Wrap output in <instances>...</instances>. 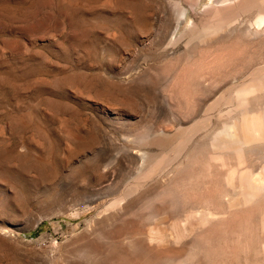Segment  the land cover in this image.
<instances>
[{
	"label": "rangeland",
	"instance_id": "obj_1",
	"mask_svg": "<svg viewBox=\"0 0 264 264\" xmlns=\"http://www.w3.org/2000/svg\"><path fill=\"white\" fill-rule=\"evenodd\" d=\"M242 1L0 0V264H264Z\"/></svg>",
	"mask_w": 264,
	"mask_h": 264
},
{
	"label": "bare ground",
	"instance_id": "obj_2",
	"mask_svg": "<svg viewBox=\"0 0 264 264\" xmlns=\"http://www.w3.org/2000/svg\"><path fill=\"white\" fill-rule=\"evenodd\" d=\"M218 2V1H216ZM251 9H257L259 12V16L255 21V24L257 26H261L264 24V0H243L241 2V4L238 5V7H234V9L232 11H248ZM187 9L183 8L180 11V15H179V21H181L182 19L186 18L187 16ZM257 16V15H255ZM235 19H237L236 16H232V17H228V20L226 19V22H232ZM254 20V19H253ZM254 23V22H253ZM233 28V27H232ZM251 28V27H250ZM260 66V65H259ZM243 67V66H242ZM242 69V68H241ZM246 69V68H245ZM253 75L256 76V82L249 85L248 87L244 88L241 92L242 97H243V102L245 103L247 101V96L252 93L253 91H255L256 89H261L264 88V72L260 71V68H256L253 71ZM244 77V76H243ZM253 81V80H252ZM248 82V81H247ZM246 82V83H247ZM243 82H241L242 84ZM239 84H237L238 87ZM238 90V89H237ZM238 94V93H237ZM231 95V94H230ZM245 126H246V135L243 138H237L236 141L240 142V143H252L254 141H259L264 139V114L263 116H259L256 118H245ZM232 135V134H231ZM186 137V136H185ZM183 143V142H182ZM248 178V177H247ZM251 178V177H250ZM254 178V177H253ZM258 179V178H256ZM245 180V179H244ZM249 179L247 180V188L246 189H241L240 192L245 193L246 195L251 194L253 191H255L258 188L261 187L262 188V181L260 180H253V183H249L248 182ZM245 184V182H244ZM264 186V185H263ZM246 187V186H245ZM251 197V196H250Z\"/></svg>",
	"mask_w": 264,
	"mask_h": 264
}]
</instances>
